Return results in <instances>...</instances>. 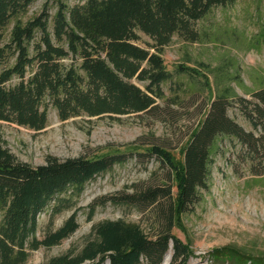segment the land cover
I'll use <instances>...</instances> for the list:
<instances>
[{
  "label": "trees",
  "instance_id": "16d2710c",
  "mask_svg": "<svg viewBox=\"0 0 264 264\" xmlns=\"http://www.w3.org/2000/svg\"><path fill=\"white\" fill-rule=\"evenodd\" d=\"M68 1L49 0L27 19L35 0H0V121L42 131L51 109L62 121L154 113L159 101H175L186 90L179 85L171 97L166 95L164 86L173 82V74L164 50L175 36L188 43L215 40L198 24L237 0H76L73 6ZM143 36L151 40L144 47L139 45ZM205 72L214 78L215 99L191 134L182 163L169 148L136 142L125 153L49 157L34 167L0 145V264H27L33 251L70 238L79 228L77 211L59 229L49 227L42 239L39 217L49 211L52 225L57 216L76 209L86 186L130 155L155 157L167 168L169 181L104 197L92 206L90 217L109 202L155 207L154 234L123 220L101 222L79 254L58 256L48 264H163L170 248V264H189L192 249L173 230L184 228L183 218L210 192L216 159L224 158L236 173L235 165L244 164L253 176L264 175V87L247 92L251 99L240 95L241 76L231 59ZM234 107L251 131L230 116ZM211 256L214 264H264V256L229 247Z\"/></svg>",
  "mask_w": 264,
  "mask_h": 264
},
{
  "label": "rangeland",
  "instance_id": "374dc122",
  "mask_svg": "<svg viewBox=\"0 0 264 264\" xmlns=\"http://www.w3.org/2000/svg\"><path fill=\"white\" fill-rule=\"evenodd\" d=\"M48 1L35 0L27 19L40 13ZM76 3V0L68 1L70 6ZM50 9L53 15L56 8L52 2ZM197 27L215 40L188 43L175 36L164 50L166 68L173 74V82L164 86L166 95L171 97L170 92H175L179 85L186 89L177 100L159 101L160 108L154 113L118 118L81 116L62 121L58 112L51 109L48 126L42 131L0 121V145L18 161L34 167L46 164L49 157L94 159L125 153L132 150L130 145L136 142L169 148L175 161L182 163L191 134L204 120L215 99L214 78L205 72L206 67L217 68L233 60L243 85L241 89L237 87V91L247 99H251L247 92L264 87V0H237L227 8H216ZM149 42L151 40L143 36L139 45L144 47ZM229 114L246 130H252L237 107L231 108ZM235 166L239 173L224 158L216 159L210 192L195 212L183 218L184 228L173 230L192 249L189 264H214L212 252L226 247L251 256H264V175L253 176L249 165ZM169 178L167 168L155 157L130 155L125 164L115 165L90 182L77 199L76 209L57 216L52 225L49 211L39 217L41 239L49 227L59 229L75 211L79 228L61 244L33 251L27 264H48L58 256L79 254L87 242L95 238L94 227L105 221L137 224L152 236L157 226L155 207L140 209L109 202L99 205L90 217L92 206L101 203L104 197L163 186ZM169 253L173 254L172 248Z\"/></svg>",
  "mask_w": 264,
  "mask_h": 264
},
{
  "label": "bare ground",
  "instance_id": "6f19581e",
  "mask_svg": "<svg viewBox=\"0 0 264 264\" xmlns=\"http://www.w3.org/2000/svg\"><path fill=\"white\" fill-rule=\"evenodd\" d=\"M169 254H170V257H168V259L166 261H164L163 264H169L170 263L171 253H169ZM107 264H109V263H107Z\"/></svg>",
  "mask_w": 264,
  "mask_h": 264
},
{
  "label": "water",
  "instance_id": "95a60500",
  "mask_svg": "<svg viewBox=\"0 0 264 264\" xmlns=\"http://www.w3.org/2000/svg\"><path fill=\"white\" fill-rule=\"evenodd\" d=\"M168 257H170V254L169 253H167V255L165 256L164 261H166L168 259ZM171 257H172V255H171ZM170 261H171V258H170Z\"/></svg>",
  "mask_w": 264,
  "mask_h": 264
}]
</instances>
